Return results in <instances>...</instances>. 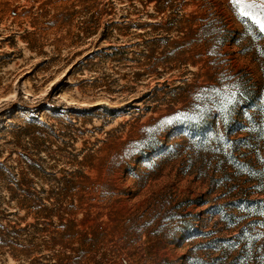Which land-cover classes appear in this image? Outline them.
<instances>
[{
    "label": "rangeland",
    "instance_id": "obj_1",
    "mask_svg": "<svg viewBox=\"0 0 264 264\" xmlns=\"http://www.w3.org/2000/svg\"><path fill=\"white\" fill-rule=\"evenodd\" d=\"M0 264H264L260 26L233 0H0Z\"/></svg>",
    "mask_w": 264,
    "mask_h": 264
},
{
    "label": "snow or ice",
    "instance_id": "obj_2",
    "mask_svg": "<svg viewBox=\"0 0 264 264\" xmlns=\"http://www.w3.org/2000/svg\"><path fill=\"white\" fill-rule=\"evenodd\" d=\"M233 3L240 8L242 16H250L260 26V30L264 31V0H261L260 7L262 11L259 15H254L250 10H246V8L251 9L255 5L256 0H251V3H248V0H233Z\"/></svg>",
    "mask_w": 264,
    "mask_h": 264
}]
</instances>
